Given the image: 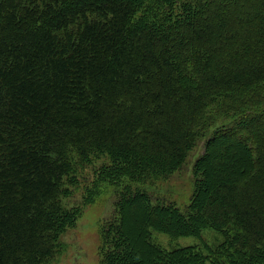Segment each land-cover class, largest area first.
Wrapping results in <instances>:
<instances>
[{
  "label": "trees",
  "instance_id": "trees-1",
  "mask_svg": "<svg viewBox=\"0 0 264 264\" xmlns=\"http://www.w3.org/2000/svg\"><path fill=\"white\" fill-rule=\"evenodd\" d=\"M204 138L189 204L154 202ZM94 155L117 208L100 264H264V0H0V264L64 250ZM207 228V253L153 241Z\"/></svg>",
  "mask_w": 264,
  "mask_h": 264
},
{
  "label": "rangeland",
  "instance_id": "rangeland-1",
  "mask_svg": "<svg viewBox=\"0 0 264 264\" xmlns=\"http://www.w3.org/2000/svg\"><path fill=\"white\" fill-rule=\"evenodd\" d=\"M205 144L206 138L201 139L182 169L149 186L154 202H175L181 208L189 204L194 192L193 167L203 154ZM109 163L108 156L94 155L77 167L73 177L75 183L68 185L69 194L62 201L66 208L80 212L79 219L62 235L65 248L49 264H100L101 229L117 210L113 183L103 182L99 176ZM209 187H213V182H209ZM223 239L213 228L205 229L199 236L180 238L153 231V241L166 249L196 245L207 253V248L217 247Z\"/></svg>",
  "mask_w": 264,
  "mask_h": 264
}]
</instances>
